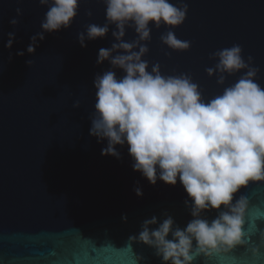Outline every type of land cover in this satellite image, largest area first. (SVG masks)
Returning a JSON list of instances; mask_svg holds the SVG:
<instances>
[{"label":"water","instance_id":"95a60500","mask_svg":"<svg viewBox=\"0 0 264 264\" xmlns=\"http://www.w3.org/2000/svg\"><path fill=\"white\" fill-rule=\"evenodd\" d=\"M185 2L186 19L171 30L189 41L190 49L168 48L160 36L169 29L150 24L149 53L143 58L149 71L159 62L164 75L190 73L208 100L244 74L217 84L216 76L205 71L218 62L210 54L239 44L245 60L251 55L253 66L260 68L257 82L264 86V0ZM47 10L39 0H0V264H162L153 249L132 237L145 219L162 221L164 213L184 228L192 219L185 189L179 180L175 186L159 179L150 184L133 170L127 145L117 146L119 159L104 156L107 141L89 134L93 81L111 68L108 61L97 64L98 52L115 42V25L105 37L86 40L87 47H81L77 34L88 24L105 23L103 0H81L71 27L46 33L29 54L30 37L41 31ZM13 18L20 21L15 28L9 23ZM13 31L16 40L9 50L7 33ZM135 36L127 29L124 39ZM115 71L118 78L124 75ZM77 101L79 108H74ZM235 195L249 201L242 226L246 243L227 253L196 257L193 264H264V181L250 182ZM215 214L205 215L211 219Z\"/></svg>","mask_w":264,"mask_h":264},{"label":"clouds","instance_id":"9594fccd","mask_svg":"<svg viewBox=\"0 0 264 264\" xmlns=\"http://www.w3.org/2000/svg\"><path fill=\"white\" fill-rule=\"evenodd\" d=\"M81 0H39L47 7L41 31L30 37L27 47L34 54L45 34L71 27ZM105 23L88 24L77 34L81 47L86 40L105 37L115 25L110 48H101L97 64L108 61L111 68L96 75L94 113L89 134L98 142L107 141L101 155L120 158L117 146H128L132 168L150 184L157 180L175 186L182 184L192 219L184 228L164 213L145 219L132 239L154 250L162 264H193L199 256L227 253L244 245L242 226L248 199L240 195L250 182L264 181V86L257 82L260 68L254 58L243 56V48L233 44L210 54L217 60L206 68L209 77L224 85L227 76L243 71L239 79L221 94L206 100L190 73L164 75L159 62L151 65L143 59L148 53L151 32L165 26L162 44L184 52L189 41H181L171 29L181 26L189 11L185 0H103ZM17 17L23 15L16 8ZM92 16L91 10L86 13ZM17 18L9 23L15 28ZM134 30L133 40H125L126 30ZM5 48L11 49L16 33H7ZM16 55L23 56V51ZM12 55L9 54V61ZM31 66L32 61L26 62ZM115 69L124 75L117 77ZM74 108H79L77 101ZM142 196L140 188L134 189ZM215 211L209 219L205 214ZM121 219L127 222V217ZM171 237V238H169ZM264 246V232L260 234ZM258 248L253 247V254ZM143 259V258H142Z\"/></svg>","mask_w":264,"mask_h":264}]
</instances>
